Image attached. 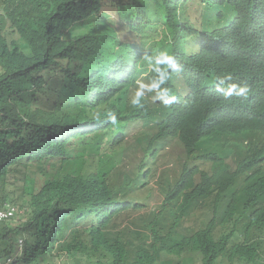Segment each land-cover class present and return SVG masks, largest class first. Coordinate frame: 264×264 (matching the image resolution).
<instances>
[{
  "label": "trees",
  "instance_id": "obj_1",
  "mask_svg": "<svg viewBox=\"0 0 264 264\" xmlns=\"http://www.w3.org/2000/svg\"><path fill=\"white\" fill-rule=\"evenodd\" d=\"M158 1L0 0V208L14 204L25 219L15 227L10 221L0 222L1 258L12 255L17 238L28 231L34 232V241L24 244L17 264H37L36 259L54 251V246L71 264H195L197 260L200 264H264V154H245L235 168L229 165L227 152L218 155L210 172L198 179L185 177L189 168L185 158L184 163L178 162L174 183L151 174L142 195L134 186L130 189L116 181L119 168L115 178L106 173L117 166L114 144L124 149L129 143L124 138L132 134L133 126V133L140 134L139 142L135 141L140 146H128L126 151H140L145 147L141 143L150 139L149 132L141 135L140 123L150 116L149 107H157L146 97L150 90L141 98L143 109L135 108L126 96L140 84L159 81L162 69L176 72L167 63L156 64L146 57L166 52L186 74H199L200 69L222 70L226 62L220 53L232 47L215 31H203L187 19L182 10L185 0ZM103 7H110L116 18ZM104 22L115 33L97 32L95 27ZM238 23L234 18L229 34L240 30ZM192 31L200 42L197 51L188 52L184 41ZM15 34L27 51L11 39ZM84 69L97 73V78L90 74V81L100 86L101 96L79 102L77 94L86 89V76H76ZM186 82L195 96L207 93L200 78L192 76ZM48 84L57 92L45 102ZM103 100L110 102L115 123L110 117L106 123L102 120L108 117L106 112L90 121H96V127L82 124L80 115L65 114L62 108L69 101L68 108L78 106L84 115ZM167 122L172 126L185 119L171 115L170 121H162L152 142L164 136ZM92 135L91 146L99 153L101 145L107 157L102 166L93 155L85 157L87 143L69 142L73 136L88 142ZM195 144L209 151L221 144L220 134L211 128L202 130L192 137L187 151ZM134 183L138 184L137 176ZM13 190L16 194L11 197ZM148 199L155 201L154 206L140 212ZM199 209L197 223L191 217ZM137 212L148 228L144 235L129 230V222L135 219L130 217ZM248 214L244 236L238 215ZM179 221L188 232L182 239L174 233ZM128 230L132 238L124 240ZM231 239L251 244L229 251V245L240 243L230 244Z\"/></svg>",
  "mask_w": 264,
  "mask_h": 264
},
{
  "label": "clouds",
  "instance_id": "obj_2",
  "mask_svg": "<svg viewBox=\"0 0 264 264\" xmlns=\"http://www.w3.org/2000/svg\"><path fill=\"white\" fill-rule=\"evenodd\" d=\"M171 1L172 3L175 1H177L178 4L180 3L179 0ZM215 1L218 2L221 7L227 9L225 22L212 28L208 33L215 31L223 40H228L232 43L231 48L220 53L221 57L226 62L223 69L208 72L200 69L199 74H186L184 68L179 69L180 67L177 65V62H175L173 56L166 52H162L156 57H146V59H148L149 62L154 61L156 64L167 63V67H172L176 72L162 69L159 74V81H153L148 85L140 84L138 90L130 92L126 96V101H131L135 108L143 109L144 100L141 98L145 96L147 90H150L151 93L146 97L150 98L157 106L149 107L147 110L151 111L150 116L146 119H140V123H142L141 135L145 136L144 133L149 132L150 139L146 144L141 143V145H145V147L140 149L138 163L131 168L127 167L124 159L126 152H130V150L126 151L125 148H128V146H140V144L136 142L133 144L127 143L123 145V147L125 146L124 149L118 148V146L114 144L116 155L113 162L117 166L111 171L106 172L109 176L114 172L116 176L118 168L120 173L126 172L125 175L122 176H120L119 173L116 181H123L130 189V186H134L132 189L138 191V194L142 195L141 189L144 182H149L152 178L144 182L138 181V184H135L136 169L138 170L137 173H143L145 177L154 174L165 176V179L168 177L167 180H169L170 175L168 171H170L171 167L178 165L179 171L180 165L178 162L184 163L185 158H187V166L189 168L186 170L185 177L192 176V179H198L210 172L213 163L218 161V155L224 157L227 152L230 157L228 163L231 167L235 168L238 161L245 154H247V156L254 153L264 154V0ZM158 2L161 3V0ZM204 3L205 2L202 4ZM217 16L223 18L224 14L219 11ZM234 18L242 25L240 24L241 28L236 34H229L227 28L233 24ZM197 49L195 51H197ZM90 74L93 75V78H97V73H88V69L76 76H86V89L81 92L79 91L77 94L79 102L90 101L91 99L94 100L101 96L99 94L100 86L90 81ZM192 76H196L202 80L207 90L205 95L197 97L192 93L186 82L187 78ZM83 84L84 83H82V85ZM49 88L51 87L48 84L43 97L45 102L46 97L54 98L57 92V90ZM68 102L69 101H67L65 105H62L64 113L80 115V117L83 118L79 120L82 124H91L96 127L95 124L97 122L94 121L90 123V121L103 118L106 112H108V117L102 120H105L106 123L110 117L112 123L116 122L114 113L110 111V102L107 100L101 101L102 104L97 109H93L84 115L79 113L78 106L68 108ZM103 109H106V111ZM171 115L183 117L185 123L171 126L170 123L167 122L162 129L164 136L152 142L153 137L159 133L158 126L164 120L170 121ZM71 124H73V122ZM209 128L218 132V135L220 134L221 144L214 146L209 151L207 148L204 149L205 146H198L197 149V145L195 144L192 151L188 152L187 146L192 140V137L202 130ZM71 129H73V127ZM133 129L134 126L131 129L132 134L126 136L124 139H129L132 135H136L133 133ZM124 130L125 128L123 131ZM101 131L103 132V129ZM120 134H122V132ZM94 135L91 136L88 142H84V138H78L76 136H73L69 142L72 141L78 144L81 142L87 143L85 145L81 143V145L84 146L85 157L93 155V158L102 166L103 162H106L107 157L101 152V145L100 152L98 153L96 147L94 145L91 146L89 143ZM138 135L140 136V134ZM138 140L139 138L136 141ZM237 141L241 144H238ZM90 147L92 149H90ZM120 150L122 152H120ZM135 152L136 151H133L131 154ZM132 170L135 172V176L130 175V171ZM115 176L113 178H115ZM178 177L179 174H176L173 183ZM163 196L164 193L161 198ZM154 204V200L149 201L148 199V205L144 206V208L139 211L145 212L151 209ZM262 206H264V204H262ZM197 211L198 212L191 218L199 223V219L201 218L199 215L202 210L199 209ZM0 213H2L0 214V222L10 221L12 227H15L25 220L21 216V211L18 210L17 206L14 204L4 203L3 207L0 208ZM250 214L238 215L239 226L242 229L241 234L243 232L244 236L247 235L245 224L250 220ZM138 216L139 212L132 214L130 218H136ZM138 219H140V216ZM134 221L135 220L129 223H133ZM163 228L164 227H162L160 231ZM147 231L148 228L145 227V232L141 235L146 234ZM160 231L158 232L159 234H161ZM174 233L181 239L188 235L186 224L179 221L178 225L174 228ZM64 237L65 231L61 243ZM240 238H242V235ZM33 241L34 232L29 233L27 231L26 235L19 236L15 243V252L12 253V255L3 258L0 257V264H17L15 263L16 257L21 255V251L25 246L24 244L27 242L30 246ZM236 242L240 243L233 244ZM230 244L233 245H229L226 248L229 251L233 246L237 245L243 247L245 244H251V242H243L242 240L235 241L231 239ZM53 249L54 251L51 250L48 254L36 259V262L38 263L41 260L56 257L58 254H61L55 251V246ZM61 256L62 263L71 264V260L68 256L65 254H61ZM194 262L195 264H200L199 260ZM237 264L246 263L238 262Z\"/></svg>",
  "mask_w": 264,
  "mask_h": 264
},
{
  "label": "rangeland",
  "instance_id": "obj_3",
  "mask_svg": "<svg viewBox=\"0 0 264 264\" xmlns=\"http://www.w3.org/2000/svg\"><path fill=\"white\" fill-rule=\"evenodd\" d=\"M203 2H205V3L202 4ZM182 10H183L184 16L187 19H189L193 23H197V26L201 27L202 30L206 31V32H209L212 28L217 27L220 24L224 23L225 22V15L227 12V9L225 7H221V5L218 2H216L215 0H185V3L182 4ZM103 11L110 12L111 16L116 18L114 11H112V9L110 7H103ZM219 11L223 12V14H224L223 18H219L217 16V13ZM95 19H96L95 15L90 17V20H92V22ZM87 22H89V21H87ZM108 28H109V25H107V23H105V22L101 23L100 25L95 27L97 32L104 31V32H107L110 34L115 33L114 30L108 29ZM77 29L78 28H74L73 32L76 33ZM11 39H14L15 41H17V43L19 44V47L21 49H23L24 51H27V49L25 47L24 48L21 47V45L24 43L21 37H19L17 34H15ZM198 42H199L198 34L195 33L194 31H192L185 38L184 46L188 52L189 51H195L197 49ZM138 138H139L138 134L132 135L128 139V142L130 144L131 143L133 144V143H135V141ZM237 143L241 144L239 141H237ZM204 149H206V147H204ZM86 154H87V152H86ZM139 157H140V151H136L133 154H131V152H129V151L126 152L124 160H125V163L127 164V167L131 168V167L135 166L138 163ZM178 169H179V166L174 165L171 167L170 171H168L169 175H170L169 179H171V182L174 181L176 174H177L176 171H178ZM18 170H20L21 172L24 171V169L22 167H20ZM114 176H115V172L113 174H111V177H114ZM136 176H137L138 181L144 182L146 180H149V178H147V177H149L150 175L145 177L143 175V173H136ZM13 188L14 187H12V189ZM12 192H13V194H11V197H14L16 194V191L13 190ZM138 218H139V216L134 219L135 221L133 223H131L132 228H130L129 230L142 234L145 232V227H144L141 219H138ZM125 225L121 226L118 229L119 230L123 229V227ZM118 229H116V230L118 231ZM129 230H128V236H126L127 238H124V240L132 238L133 234L130 233ZM61 257H62L61 254H58L56 257H50L48 259L41 260L37 264H66V263H62Z\"/></svg>",
  "mask_w": 264,
  "mask_h": 264
},
{
  "label": "built area",
  "instance_id": "obj_4",
  "mask_svg": "<svg viewBox=\"0 0 264 264\" xmlns=\"http://www.w3.org/2000/svg\"><path fill=\"white\" fill-rule=\"evenodd\" d=\"M0 214H2V213H0Z\"/></svg>",
  "mask_w": 264,
  "mask_h": 264
}]
</instances>
